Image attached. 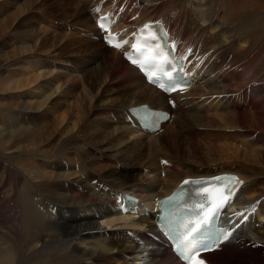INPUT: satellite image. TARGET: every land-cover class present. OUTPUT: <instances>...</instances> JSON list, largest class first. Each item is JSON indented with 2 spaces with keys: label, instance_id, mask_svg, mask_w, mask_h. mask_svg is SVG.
<instances>
[{
  "label": "bare ground",
  "instance_id": "1",
  "mask_svg": "<svg viewBox=\"0 0 264 264\" xmlns=\"http://www.w3.org/2000/svg\"><path fill=\"white\" fill-rule=\"evenodd\" d=\"M0 1L1 13L14 0ZM62 1L63 5L74 4L70 19L75 24H62L65 28L62 34L66 36H59L62 34L56 31L50 37L54 40L45 43L50 42L54 48L60 46L56 40L65 39L70 34L67 30L73 29L86 37L82 42L83 55L79 60L70 61L84 75L82 80L77 79L81 81L80 96L75 95L74 84H67L64 89L63 99L71 98L72 106L64 109L63 101L52 99L59 88L35 104L4 94L19 93L22 98L25 94L22 90L34 92L44 73L27 74L40 65L46 67L49 59L37 54L33 50L36 47H19L20 42L15 50L2 53L4 56L0 54L1 67L4 63L20 61L25 57L23 54L33 50V56L30 53L26 55L27 60L20 61L21 65L27 63L26 70L22 71V66L19 70L26 74L25 78H0V91L4 95L0 98V119H8L13 127L12 133L0 132V145L13 149L16 163L25 169H34L36 179L33 183L22 173L16 176L6 165L11 159L0 154L1 201H13L11 206L16 216L14 230L0 216V231L6 234L0 235L1 264H14L15 260L16 264H161L169 255L163 246L157 248L147 240L151 236L160 239L155 223L163 199L186 189L193 190V196H199L204 188L193 185L194 182L228 175L237 176L242 184L222 209L219 223L221 226L231 221L241 224L262 244L239 235L221 251L202 257L205 264H264V111L258 110L264 105V88L258 83L263 81L264 85V79L258 80L247 73L249 80L245 76L244 80L256 89L245 90L246 81H241L243 76L239 78L241 73L239 77L234 72L228 75L235 64L249 57L257 41L252 38L249 45L247 40L250 37L246 31L254 22V15L246 0H146L148 5L141 4L143 7L138 0H132L135 1L132 5L127 0H115L116 4L113 0ZM251 1L264 3V0ZM28 5H20L15 14L0 20V40L15 29L19 33L22 29L21 39L33 38L36 32L44 36L53 33L47 29V22L35 32L29 31L30 25L16 22L19 15L28 11ZM168 8L176 13H166ZM106 17L111 19V28L104 34L115 37L113 43L121 46L127 42L124 49L130 48L141 30L162 24L173 46L185 59L187 72L192 74L191 87L166 96L147 84L138 70L123 59L121 47H114L108 39L107 43L102 40L103 30L98 24L104 23ZM41 22L45 20L40 19ZM198 34L201 35L198 37ZM14 39L10 38V42ZM232 42L240 49L231 47ZM45 43L42 45L47 46ZM102 47L106 52L100 53ZM259 68L264 70V64ZM56 73L55 77L61 78L62 74ZM105 84H109L107 90ZM44 94L46 91L41 93ZM89 96L91 100L84 101ZM102 97L105 101H99ZM51 105L61 108L54 121L50 120L57 106ZM140 106L171 113L168 123L172 125L160 124L167 130L177 129L165 135L167 142L158 137L162 135L160 132L149 133L139 127L137 112L133 115L129 109ZM70 108L77 111L75 119H70ZM102 114L108 118L112 114L118 129H113L106 118H99ZM126 117L130 123L125 121ZM70 120L73 128L68 135L94 123L99 130L71 142L65 152L68 144L63 139L52 150L40 151V145ZM45 123L49 124L41 127ZM109 130L112 131L104 133ZM126 136L136 140L126 142L122 139ZM152 137L159 138L156 147ZM174 142L182 152L167 157L166 151L171 153L172 148L165 143ZM158 151L163 155L161 161L156 156ZM165 166L169 170L163 172ZM65 185L69 186L68 191L63 189ZM231 206L235 207L234 211ZM10 235L16 238V244L10 249L3 248ZM145 257L149 258L147 262H143ZM164 264L177 263L168 259Z\"/></svg>",
  "mask_w": 264,
  "mask_h": 264
},
{
  "label": "rangeland",
  "instance_id": "2",
  "mask_svg": "<svg viewBox=\"0 0 264 264\" xmlns=\"http://www.w3.org/2000/svg\"><path fill=\"white\" fill-rule=\"evenodd\" d=\"M127 1H128V3L130 2L129 4H131V3L134 4V2H135V1L132 2V0H127ZM138 1H139L140 5L141 4H144L145 6L148 5V4H146V0H138ZM64 2L66 3V1H64ZM168 2L170 3V1H168ZM168 2H167V5H169ZM246 2L248 4V6H249V9L253 12V15H254V22L252 23V25H250L247 28V31H246L247 36L250 37V38H247V40L249 41V45H252V44H250L252 38L256 39L257 41H256L254 49L251 51L249 57L247 59H245L244 61L239 62V65L237 64V66H236V64H235L234 65L235 69L232 68L231 70L228 71V75L229 76H232L231 72H234L238 77L240 76V75H238V73L239 74L241 73V76L239 78L241 79V77L243 76L242 77L243 80L241 79V81H244V82L246 81V80H244L245 77H246V79L248 81L249 79L247 77H249L250 75H253V77L258 79V80L264 79V70L261 71L260 68H259V65L264 64V3L260 4V3L253 2V1H251V3H250L249 0H246ZM28 3H29V5H28ZM112 3L116 4L117 1L113 0ZM23 4L28 5L27 6L28 7V11H25L23 14L19 15L16 22L22 21V23H24L25 25H28V26L30 25V30H29L30 32H32V31L35 32V29L36 30L38 29L37 31H39V28L41 26H43V24H46V22H47V24H48V28L47 29H49L50 32L53 31V33L52 34L48 33V34H50L49 36H47L48 34L47 35L45 34L46 36H44L41 32H36V35L33 38H28V37L24 38V37H22V39H21L20 38V36H21L20 34H21V30L22 29H20V33H19L18 29H15L13 32L8 33V35L6 34V36H3L4 37V38L2 37L3 39L1 38L2 40H0V49H2V50H1L0 54L2 55V53H4V52L6 53V52L11 51L13 49L15 50V47L20 42L19 45H18L19 47H24V45L29 47V49H33L34 47H36L33 50H35V52H37V54L42 55L43 57L42 56L41 57L43 59H46V60L49 59L48 63H46L47 66H48V69H47V66L43 67V66L40 65V66H38L36 68L37 70L35 69V71L34 70H29V75L27 74V76H30L31 72H32V75L33 74L35 75L36 72H43L44 73V75H43L44 78L43 77L40 78L39 81L37 82V84L35 85V91L34 92L22 90L21 92L25 93L22 96V98H21V96H19V93L7 92V93H4V94L10 95L14 99H20V100H23V101H26V102H30L31 104H35L37 101L45 99L46 95L48 96L49 95L48 93L51 90H56V89L59 88L58 93L56 95H54L52 97V99H54V100L60 99L59 100L60 102L63 101V104H62L61 107L64 108V109L67 108L69 105L72 106V102L73 101H72L71 98L63 99L64 89H65V87H67V84L68 85L69 84H74L76 86V88H77V90L75 91L76 92L75 95L80 96L81 81H79L77 79H81L82 80L84 78V75L81 74V68H79L78 65H71L70 61L73 60V59L79 60L81 58L80 56L83 55V53H84L83 52L84 47H82L83 46L82 42H83V40L86 37H84L80 33H77L78 31H75L73 29L71 31L67 30L70 34L65 39L58 38L56 40L58 44H61L60 46L58 45L57 47L54 48V47L50 46V42L45 43V41L54 40L53 38H50V37L53 36V34H55L56 31H57V34L58 33L62 34V32L65 30V28H63L61 26L62 24L63 25L73 24V23L75 24L74 19L73 18L70 19L72 17L71 14L73 13V10L75 9V6L71 2H69L68 5H65V4L63 5V1L62 0H60L59 2H58V0H14L12 2L11 6H8L5 10H3L0 13V20H4L7 17H10L8 15H11V13L15 14L17 9H18V7L20 5L22 6ZM30 4H31V6L33 8L30 6ZM59 4H61V5H59ZM141 6L143 7V5H141ZM187 10L188 9L183 10L181 13H183V12H185ZM159 11H162V8ZM165 11H167L166 13H170V14H175L176 13V12H173V8H168ZM40 19L45 20V22L44 23L43 22L40 23ZM16 24H14V26ZM54 24H60V25L56 26ZM69 28H71V27H69ZM25 29H26V31H28V28H23V31ZM13 34H15V35H13ZM200 35L201 34H198V37ZM59 36H66V35L62 34V35H59ZM13 37H16V39H14V42H10V38L13 39ZM17 37L20 38V39L17 40ZM42 39H43V42L47 46H43L42 45L43 44V42H41ZM231 47H234L233 46V42H232ZM102 48H100V53L101 52H106L104 50V48L103 49ZM234 48H236L237 50L240 49V47L239 48L234 47ZM33 50L23 54V56H25V57H23L24 59L20 58V61L21 60H27V56H29L30 53H31L30 56H33ZM108 55H111V54H107V56ZM2 56H4V54ZM20 61L19 60L16 61V62H12L11 61V63L2 64L1 67H0L1 68L0 69V71H1L0 72V78L1 77L2 78L3 77H5V78L8 77L9 79L12 78V79H15V80L17 78H25L26 74L24 72H22V71L26 70L27 63L25 62L24 64L22 63V65H21ZM31 63H33V62H31ZM10 64H15V65H13V66L8 68V65H10ZM241 65H245V66L241 67ZM21 66L23 67L22 68L23 70L19 71V70H21ZM81 66H84V65H81ZM47 70H49V71L52 70L55 73L54 74L52 73L50 75V74H48ZM57 71L62 74V75L60 74L61 78L55 77L56 74H57L56 73ZM242 73H244V74H242ZM247 73H248L249 76L247 75ZM247 81L245 83H243L244 84V88H246V86H247V88L245 90H248V89L251 90V88H253V87H252V85H248L249 83ZM38 83H39V85H38ZM109 84H111V83H109ZM109 84H105L104 85V88L106 90H107L106 85H109ZM258 84L260 85V88H262V89L264 88L263 87L264 86L263 85V81H261V82L259 81ZM253 89H256V88H253ZM45 91H46V94L41 95V93L45 92ZM3 96L4 95L0 91V98L2 99ZM114 97L115 96H113L112 99ZM91 98H92V96L86 97L84 99V101L89 102L91 100ZM106 100H109V99H106ZM99 101H105V99H103V97H102V98L99 99ZM51 106H57V105H51ZM60 109L61 108L59 106L56 107L55 113L53 114V116H52L50 121H54L58 117V112H59ZM0 110H1V108H0ZM70 110H71L70 113H69L70 119H75L76 116H77V111H75V110L72 111L71 108H70ZM258 110L260 112L264 111V105L262 104ZM108 116H109V118L111 120L108 117H106V115H104V114H102V117L99 116V118H103V119L106 118L107 121L112 125L113 129H115V128L118 129V123L116 122V120H112V118H111L113 115L112 114H108ZM93 117H94V115L91 117V119ZM15 118H16V116L14 115V119ZM17 120H18V117H17ZM72 123H73V121L70 120L69 122H66L65 124H62L59 127L57 125L58 128L56 129V131H54V133L51 136V138L49 139V141H47L46 143H42V145H40V147H39V150L43 151V152L52 150L58 144V142L61 139H63L64 143L68 144L65 147V149H64V152H65L71 146L70 145L71 142H76L77 139H81V138L85 137V135H87V134L97 133L98 130H99V126L96 123H94V124H89L91 126H89V125L83 126L81 132H79V133H76L73 130V132L68 135L69 130L73 128L72 127ZM167 123H166V125H167ZM48 124L49 123L42 124L41 127H45ZM170 125H172L171 122H169L167 126H170ZM35 129H37V128H34L33 130H35ZM175 130H177V129L173 128V127H169L168 130H167V128H162L161 131H159L162 135H159L158 137H160V139H162V141L167 142L168 138L165 140V138L167 137L165 135H170L171 132L175 131ZM6 131H8L9 133H12L13 127L11 126V123H10V121L8 119H0V132L7 133ZM111 131L112 130L105 131L104 133L108 134ZM114 134H115V136H117V133H114ZM152 135L153 134H150V136H152ZM135 136H137V135L135 134ZM140 137L142 138L141 140L144 139L146 141V139L144 137H142V135H140L139 138ZM157 138L156 137H152L151 138V140L153 142H155V147L158 145V142H159L158 141L159 138L158 139ZM122 139L124 141H126V142H128V141H133L134 142V140H136L135 137H131V136H126L125 138H122ZM155 139H156V141H155ZM4 145H6V144H4ZM165 145H167L168 148L169 147L172 148L171 149V153L172 154L170 152L166 151L167 157H172L174 154L182 152V148L178 147L176 142L172 143L171 145H168V144L165 143ZM95 148H97V147H95ZM239 148L243 149L241 147H239ZM97 150L104 151V149H102L100 147L97 148ZM105 150H107V147H105ZM218 150H220V149L218 148ZM0 151H1L0 154H1L2 158H8L9 160L11 159L10 161L7 162L8 164H6V165L9 167V169H10V171L12 173H14L16 176H19L18 174L22 173L23 175H25L33 183L36 181V179L34 180V178H33L34 169H31V168L25 169L24 167L18 165L16 163V161L13 159V155H14L13 154V152H14L13 149L9 150L8 146H1L0 145ZM248 151H250V150H248ZM154 153H155V151L153 150V156L155 155ZM156 156H158L159 161L162 160V159H160L161 158L160 156L163 157V155L160 154L159 151L157 152ZM168 159H170V158H168ZM166 170H169V169H168V167L165 166V169L163 170V172L166 171ZM164 176L165 175L161 176V180L164 179ZM18 182L20 183V180H18ZM68 188H69V186H67V185H65L63 187V189H65V191H68ZM1 196L2 195H0V216L3 215V218L6 219L4 221L5 222L7 221V224H6L7 227H11L12 230H14V228L16 227V224L14 222V218H16V216H15V214L13 212V208L11 206V205L14 206L13 201H9V202L5 201V203H4V200L1 201ZM6 202H8V203H6ZM4 214L6 215V217H5ZM3 233H4L3 230L0 231V235H6V234H3ZM16 234H17V232H14V235H16ZM239 234L242 237H244V238L250 239L251 241L259 242V239H257L256 235L254 236V234L253 235L249 234L246 230H243V232H241ZM15 239L16 238L13 237V235H10V240H8V242L6 241L7 245L3 244V248H6V249L12 248L16 244L17 240H15ZM259 243L262 244L261 242H259ZM12 244H14V245H12ZM147 259H148V257H145V260L143 262H147ZM168 259L171 261V258H169V257L168 258H164V262H161V264L162 263L163 264L166 263L168 261ZM0 264H1V258H0ZM14 264H16V260H15Z\"/></svg>",
  "mask_w": 264,
  "mask_h": 264
},
{
  "label": "snow or ice",
  "instance_id": "3",
  "mask_svg": "<svg viewBox=\"0 0 264 264\" xmlns=\"http://www.w3.org/2000/svg\"><path fill=\"white\" fill-rule=\"evenodd\" d=\"M114 40L115 37L110 36L108 38V42L110 44H113V46L116 48H120L121 44L118 42L113 43ZM133 48L137 53L140 54V56H145V50L141 49L138 45H133ZM158 55H160V53L157 51L155 55L145 56L143 60L134 58L132 62L134 64H138L142 70L151 73L153 67H159V65L157 64ZM162 63L171 62L165 59L162 61ZM173 71H175V68H173ZM165 75L167 76L169 84L166 85L163 83H159V86L165 91L176 90L172 72H168ZM149 79L152 82H158V78H154L152 74L149 75ZM185 183H189V181H185ZM194 183H206L209 185L208 188L203 189V193L206 194L204 195V200L210 203L201 204V209L204 212L201 219L197 221H189L187 224H184V228L186 229V231L184 233V239L179 245V251L183 258L193 262V264H203L202 260L195 259V257L198 256L200 251L205 250L208 247L203 243L202 240V237L206 236V227L211 221L216 219L219 212L229 202L231 196L234 195V193L231 191V185L238 184L240 182L236 181L234 177L227 178V180H225V178L216 177L213 180L196 181ZM193 224L194 226H192ZM228 235H230V233L224 235V239H228Z\"/></svg>",
  "mask_w": 264,
  "mask_h": 264
}]
</instances>
